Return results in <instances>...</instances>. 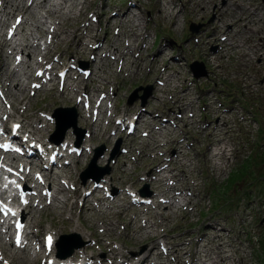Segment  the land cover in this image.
<instances>
[{"label": "rangeland", "instance_id": "rangeland-1", "mask_svg": "<svg viewBox=\"0 0 264 264\" xmlns=\"http://www.w3.org/2000/svg\"><path fill=\"white\" fill-rule=\"evenodd\" d=\"M157 1L160 0H87L86 4H88L86 10H88V17L92 14V18L90 17L91 21L92 19L96 21L97 15L100 17V29L97 27V29H99V38L104 39L105 36L109 37L110 40L108 39V41L110 44L112 43L113 45H117L121 51L129 52L130 46H126L127 43H129L133 48L132 52L135 54L128 56V60L120 72L118 71L119 69L117 66L120 67V64L123 63L120 61L114 62L112 59H109V57H105L106 59L98 57L102 60L99 61V59H97L96 61L99 62H94V68H97L98 70L96 69L97 76H93L94 83L91 85L99 90H103V88H105L106 92L109 95H112V100L109 103V113L113 111L114 105H116V111L119 112V115L126 118L133 116L138 110L143 109L150 112H146V116L150 115L153 117L156 113L169 115L174 108H179L178 104L175 106L173 105V102L170 100V95H177V92L181 91V88L187 85L191 89V100L195 109V111L193 110L195 113L194 118H190V113L185 114L180 111V113L177 112L178 114L175 113V115L183 114L179 127L172 128L164 133L157 128L152 131L150 127L147 128L146 125H144L145 128H142L141 132L138 133V136L135 138H128L127 140L122 139L119 135H116L111 139L107 138L110 137V131L115 129V124H112L108 127V130H106L108 133L104 136L107 137L101 139L98 133L88 137L89 128L86 126V123V125L84 124L85 120L83 122L79 118V110L75 107L74 101H70V99L63 101L64 98L62 97L64 96H61L58 89L54 90V92L47 90L40 91L38 93L39 95L36 94L34 96L30 95L28 89L24 91H16L17 97L21 96L22 98L25 96V100L19 105V110H16V116L14 117L22 120L27 116H38V110H45L43 112L40 111L41 116L44 117V113L55 114L56 109L61 106H71V108L75 107L78 114L77 126L79 128V134L83 135L84 144H82V146L84 148H90L92 152L88 153V151L84 149V154L88 153V156H84V154H82L80 158H76L77 160H75L71 165V178L69 177V174H66L69 172H65L61 177L69 183L72 180L71 182L73 183L77 182L83 185V179L81 176L85 175L87 170L89 171L93 168L97 172L105 171L107 173L104 175L106 188L112 187L116 190L118 189V185L121 180H127L125 183L127 184V187L133 186V189L136 191L143 190L146 191V193H151L153 184L152 181H147V178L154 169V156L157 154L156 150L159 149L156 148V145L158 143H164V135L167 137L178 138L180 139V142L184 138L180 147L181 145L183 146L182 150L185 157L180 156V158L174 159L176 157L174 156L173 165L176 166L177 164L176 167L185 166V170L182 172L183 177L181 176V178H183V185L186 186L188 184L193 187V189L191 188V191L196 193L194 196L198 206L194 207L189 214L188 209L184 211L180 210L179 207L184 206V204H180V206H177L176 209L180 210L183 214L180 212L176 214V209H174V211H171L173 213L172 217H169L168 219H163L160 216L158 217L157 212H161L162 209L156 208L153 209V211H145V208H141L142 211L140 210V212L142 214H140L142 217L150 220L154 223V226H152L147 232H145L146 230L130 232L132 230L130 229L128 232L133 235V239L129 238L130 240L128 241L131 245L130 249L136 251V254H139L147 248H150L153 245L150 242L157 240L161 233L171 234L169 230L172 229V227H175L180 231L183 229H186L187 232L192 231V235L189 233L183 236L185 237L187 235H191L189 237L191 240L188 244L185 242L187 239H185V246L191 249V251H200L198 246L195 245L196 239L199 235L198 231L203 227H207L206 230L209 231V237L207 236L205 239L203 238L199 241V245L202 250L198 258H203L204 252L208 249H212V252L208 253H211L213 258H215L218 254L221 256H228L229 259L225 262L230 264L229 260H232V258L230 254H228L230 251L228 243H231L229 240H235L236 236H239L242 240V251L240 254L243 257V261L240 263L239 258L235 256L234 264H258L257 254L261 252V245L258 244V239H264V205L260 202L261 198L264 197V194H262V196L255 194V189L257 188L256 184H264V55L261 57L259 52L256 53L255 51L254 53H251L252 50L250 48L255 44H259L261 42L260 40L264 43V0H238L243 3V6H238V8L241 7L242 10H239L237 7L235 8V5L234 7H231V4H234V0H161V7L157 6ZM172 1L175 3L177 1V5L172 4ZM81 2L82 0H76L77 4L74 3L70 6L68 5L69 2L66 0L64 10H62L61 5L54 8L57 9L58 12L62 11L63 13H66L69 12V10H76L77 8L80 9ZM105 2H107L105 5L107 8H104L103 11L106 12V15H100L103 12L102 5ZM137 2H140V5L138 4L133 10L137 13V15H139V17H136L134 22L131 23L129 21L131 18L128 17L125 19L126 25L119 27L120 19L115 16L112 18L113 23L111 24L113 25L107 26V21L110 15H115V12L119 9H126L128 7L133 8V6H135L133 4H136ZM201 2L204 4H201ZM131 4L133 6H130ZM205 4L206 8L203 9V5ZM163 6H166L165 12L161 11ZM248 8H251L252 10L249 11ZM36 9L35 12L38 15H36L37 17L34 19L28 20V23L25 25L26 29L27 27H32L33 21L38 22L39 19L46 14V10L43 8ZM11 10L12 8L10 7V11ZM217 12H219V14L221 13L216 22L217 26H215V28L214 25L207 26L213 21H216L215 13L217 14ZM176 14L178 16L173 18ZM14 16H17V14H13V17ZM6 17L7 16H1L3 19H6ZM247 17L248 19L244 20ZM9 19L8 20L11 21L12 17H9ZM58 20L60 19H55V21ZM255 20L259 21V25H257L258 21ZM63 21L64 20H62V22ZM192 22L195 24L202 23L198 32H191L189 30V26ZM69 23L66 27L70 29V27L73 26L72 20H70ZM134 24L140 26L141 29H139L141 31L139 30V34L142 33V35H145V39H142V36L139 38L135 36L133 33L135 31L131 30V27H133ZM94 25L96 26V23H94ZM251 27L253 29H251ZM108 28L111 32L110 30L108 31ZM61 29L63 30V25L61 26ZM250 29L252 31H250ZM254 29L257 30V33H255L256 30L253 31ZM37 31L39 30L37 29ZM106 31H108V35ZM225 31L227 32L226 36L228 37V40L230 39L231 45L228 43V49H223V53L221 52L218 54L217 43L213 40L214 37L212 34L214 32L223 34ZM57 41L61 42L60 39ZM60 46L61 44L58 45V49H60ZM63 48H68L65 43H63L61 49ZM242 50H244V55ZM98 52L100 53V51ZM262 52H264V50H262ZM246 53L248 54V57L246 56ZM157 55L160 57L158 61H156L157 63L154 62L153 65V58L157 57ZM69 56H71L70 49L67 50L66 58ZM72 56L78 58L84 57L81 58V60L84 61L89 60L87 55L76 56L72 54ZM138 56L145 59V61L140 60L142 67L144 62V67L141 71H135V64H133V66L131 64ZM174 58H178L179 65L175 60H171ZM66 60L69 61L68 59ZM15 61L16 58H14L13 54L12 63L16 66ZM194 61H202L204 63L194 65L196 66V69L194 70L191 67V63ZM151 65L153 67L152 70L149 71V66ZM168 65H171L170 68L175 69V71L165 70ZM205 70L209 71V73L207 72V75H203L200 78H196L193 74V71H200L203 73ZM21 76L22 75L19 76L20 79L23 78ZM105 79L111 81L112 84L107 86V81ZM15 82L14 84H16ZM213 85H215V87H212ZM139 86L142 88L137 92L136 97L133 98V91ZM145 95H147V100L146 103L142 105V96ZM189 98L190 96L186 100H183L186 101L185 106H188L190 101ZM131 99H133V101L130 103L129 101ZM26 109L27 112H25ZM83 109L85 111L89 110L85 108ZM69 113L72 114V111H69ZM150 116L148 118H150ZM109 117L110 115L106 113V111L103 115L99 116L102 125V129L100 130L101 132H99L102 136L107 127V123H109ZM185 118L190 122V126L188 128H186L182 122L185 121ZM192 120H195L196 123H191ZM209 122L212 126H214L216 122H219L220 124L221 122L227 123L224 130L227 132L224 135L225 139L223 140L226 142L227 148L224 154L219 153L216 156L213 153L215 147L221 145L216 143L215 136L210 134V130H207ZM98 126L99 125L95 126L96 130ZM47 127L49 128L48 134L52 135L56 127L52 124H48ZM149 130H151V132ZM143 132H149L150 134L142 136L141 133ZM76 133V130L70 128L66 132L64 139L67 138L69 140L74 138V136L76 137L78 135ZM155 139L158 141H154ZM119 141L120 144L117 149ZM146 144L149 145L147 146L149 151L156 148L150 155L148 152H145L148 159L142 157V154L140 153L141 148L146 146ZM172 146V144H167L166 146L163 144L159 150L161 151L162 149L170 152L172 150ZM127 150L128 153H126ZM114 152L115 157L112 159V153ZM95 154H98V157L94 161L95 158L93 157ZM63 169L64 167L61 171L68 168ZM172 173L167 172L165 174H169L170 176ZM111 176H114L115 180L111 179ZM88 178L89 177H87L84 181L85 184L88 182ZM176 182L180 187L183 186L182 184H179L180 181H178V179ZM228 182L229 185L226 187L225 185ZM251 186H254V190ZM89 187H87L83 193L88 190ZM80 196L82 197V192ZM125 196H127V199L129 198V194L123 193L122 200ZM177 196L178 198L181 197L187 200L186 196ZM218 196H220V200ZM59 198L65 200V197L62 195H60ZM73 200L74 198H71L70 202ZM230 201L231 203H229ZM62 202L63 201L57 202L56 206L52 204L50 208L47 207L38 211L37 221L40 222L41 226L34 228V231L37 230V232L41 235H43V233L48 229L60 231V233L62 232L64 226L61 221L65 217L69 216L68 208V211L66 210L62 216L58 213L60 207L63 206ZM224 202H227L228 204H223ZM105 207L107 208V205H104V208ZM118 209L119 208L110 209L107 213L110 215L111 213L118 211ZM129 211L130 216L126 218H122L120 216L118 219V224H123L124 231L120 233L121 227L115 224L117 228L119 227L118 231L116 233H107L103 240L102 244L109 243L107 248L97 242L92 236L95 242L89 243L92 245V248L88 249V252L91 251L95 254L96 244L99 243L102 250L110 253L111 259L114 260L115 257L110 252V249L118 248L112 246L111 240L107 241L106 239L109 237H118V235L123 238L128 237L130 233H125L126 230L124 226H126L127 219L133 215L132 213H137V211L134 210ZM73 212L75 214V222L77 223L79 214L76 210H73ZM151 214L155 215L150 217ZM88 215L96 219L93 221V223L97 224L96 230L103 227L101 221L103 218H99L102 217V214L95 210L94 212L87 214L86 217H88ZM184 215H187V219ZM51 221H54L58 226L56 228H51ZM208 222H214L217 229L213 225L206 226ZM135 225L136 224H133L131 227L135 229ZM221 227L226 228V231H224L225 233L222 232V230H218ZM67 231L73 233L71 229H68ZM82 231L85 233L84 230ZM220 231L224 234L223 241H225L224 245L222 244L225 249H222V251L220 247L217 248L219 242L215 243L211 240L212 236ZM150 232L159 233L155 240L153 238H145V236ZM79 235L80 238H84L81 234ZM165 235L168 237L167 234ZM166 236L164 237L167 238ZM228 236L229 240H227ZM171 237H176V235H171ZM183 237L181 238V236H179L174 239L169 238V243H174V245H172L174 253L176 252V249H178L179 252H183L184 260L187 262L184 264H190L192 261L187 258V255L190 254L186 253L189 251L186 249L187 247L174 248L177 243L183 239ZM239 237H237V239H239ZM84 239L88 240V236ZM236 242L238 241H234V243ZM149 244V247L143 251L141 250ZM234 247L238 246L234 244ZM156 248V251L159 252L158 246ZM123 250L125 252L129 251L127 247H124ZM157 252L153 250V254ZM174 253L171 254V258L172 256H175ZM39 257L40 256H38V258ZM119 257L122 258L121 255H118L115 260ZM171 258L169 257L170 261ZM200 259L196 260L198 264H213L211 261L201 262ZM162 260L165 264H170L167 258L163 257ZM101 261L108 264L105 260ZM171 262H177V264L183 263L181 259ZM15 263L20 264L17 261ZM260 264L262 263L260 262Z\"/></svg>", "mask_w": 264, "mask_h": 264}, {"label": "bare ground", "instance_id": "bare-ground-1", "mask_svg": "<svg viewBox=\"0 0 264 264\" xmlns=\"http://www.w3.org/2000/svg\"><path fill=\"white\" fill-rule=\"evenodd\" d=\"M25 1L26 0H20L18 3H13V0H0V5L3 6V7H0V11H2V9H4V8L6 9V7H11L12 10L11 11H7V13H6L7 17H9L8 15L11 12H13V14L21 15V20H20L19 24L22 25V22H23V24H25L28 21V19L30 20V18H34L36 16V12H35V9L36 8H43L44 10H46L47 17H50L52 19L53 25L56 26V30L54 32L55 38L57 40L60 39L61 43H66L67 44V47L70 49L71 55L72 54L73 55H76V56H84V55H87V57L89 58V61L90 62H94L95 61V58H96V56H98V54L107 56V54H108V52L110 50V47H113L112 43L110 44L109 41H106V42L104 40L101 41L98 38V30L96 28L91 27V24L88 22V20H87V12H88V10H87V12L84 11L86 0L83 1V3L81 4V8L78 9V11L76 13H73V12H70V11L69 12H66V13H63L62 11H59L58 12V10L54 8L56 4L53 2V0H33V2H32L31 5L30 4H26ZM157 2H158L157 5L159 7H161V2L160 1H157ZM65 3H66V0H62L60 2L61 6H62V10H64ZM176 3H177V1H176ZM176 3L174 1H172V4L177 5ZM201 4H204V3L201 2ZM206 4L203 5V9L206 8ZM234 5H235V8L236 7L238 8V6H240V5L243 6V3L241 1L234 0V4H231V7H234ZM217 7H220V6H217ZM238 9L239 10H242L241 7L238 8ZM248 9H249V11L252 10L251 8H248ZM165 10H166V6L165 7L163 6L161 8V11H164L165 12ZM246 10H247V8H246ZM103 14H104V12H102L100 15H103ZM249 15H248V17H249ZM70 16H72V17L79 16V18L77 20V23L75 24V26L73 28H71V29H69L67 31H63L61 29V26L70 18ZM115 16L119 17V19H120V25L119 26H125L126 25L125 24V21H124V18L125 17H127V18L130 17L131 19L129 21L131 23L135 21L134 19L136 17H139V15H137L134 12V10H133L132 7H128L126 11H125V9L124 10H120L115 15H112L109 18V20H108V23L109 24L113 23L112 22L113 21L112 18L115 17ZM177 16L178 15L176 14V15L173 16V18H176ZM248 17L245 18L244 20H247ZM22 18H24V20ZM55 19H60V20H58V22H57V21H55ZM238 19H240V18H238ZM62 20H64V21L62 22ZM0 21H1V19H0ZM255 21H258V20H255ZM259 21H260V18H259ZM259 21H258V24L257 25H259ZM47 22H48V20H44V19H43L42 22H36V26H37V28L39 30V34L40 35H44L46 33V30H48V27H44V25L45 26L47 25ZM6 23H7V20H3V25H5ZM3 25L1 26V22H0V32L2 31L1 30V27H3ZM244 25H245V23H244ZM7 26L8 25H6L5 27H7ZM139 28H140V26L134 24V26L131 27V30H134L135 31L133 33L135 34V36L137 38H139V37L142 36V39H145V35H142V33L139 34V30L141 29V28L140 29ZM251 29H253V28L251 27ZM251 29H250V31H252ZM258 29H260V28H258ZM109 30L110 29L108 28V31ZM122 30H121V32H122ZM255 30L256 29H254L253 31H255ZM108 31H106L107 32V35H108ZM110 32H111V30H110ZM255 33H257V30H256ZM13 35H17V33H14V31H13ZM219 35L220 34L215 33L214 34V36H215L214 38L217 40ZM25 37L26 38H25V42L24 43H21V44L18 43L17 44V43H13L12 42L11 37H8L7 36V32H6V34L5 33H0V85H1L2 90H4L5 92H8L9 93V96L13 98V100L15 101V105L17 103L21 102L22 99L19 98V97H17V92L14 93V92L10 91V83L13 84L17 80V78H18V72H19L18 64H24V63L23 62L22 63H17V65L15 67H17L18 70L15 67L12 68L11 66H13V63H12L13 54H14V58H16L15 55H16L17 50H21V51L25 50V51H27V52L30 53L31 51H33L34 49H36L37 47H39V45H38V39H39V37L35 36L34 33L26 34ZM122 41H123V39H122ZM260 41L261 42L259 44L253 45L250 49L252 50L251 53L252 52L254 53V51L256 53L259 52V55L262 57L264 55V52H262V50H264V46H263L264 43H263L262 40H260ZM228 43L230 44V39L228 40V38H227V36L225 34L224 35V39L222 41H220V42H217V44H218V51H217V53L220 54L223 51V49H226ZM248 47H250V46H248ZM247 50H249V49H247ZM98 51H100V53ZM243 52H244V50H242V53ZM248 53H250V52H248ZM243 55H244V53H243ZM246 56L248 57V54ZM159 57L160 56L154 58L153 59V62H156L157 58H159ZM30 60L32 61L33 59L29 58V60H27L25 62V65L27 64L26 66H27V68H29L30 71H35V68H32V65L30 63ZM134 62L138 65V71L141 70L142 69V63L140 62V60H135ZM37 63H40V62H37ZM153 65H154V63H153ZM42 66H43V64L41 65V67ZM57 67L58 66H53V67H51V69L55 70ZM152 67H153L152 65L149 66V68H151L150 70H152ZM95 69H97V68H95ZM71 74L72 73H70V77H72ZM27 76H28V79H29V83H31V81H33L35 79H42V77L40 78V77H38V76H36L35 74H32V73L27 74ZM31 76H32V78H31ZM169 79H170V77H169ZM18 81H20V80H18ZM84 81H85V78H83L82 76H80V74H78L77 77H76V87L77 88H80V85ZM15 85H16V88H17L18 91H24L26 89L22 85V83L20 84L19 82H17ZM57 87L58 86L56 84H54L53 89H56ZM70 87L71 86L68 87V90H69V92H72V90H71ZM73 91H74V94H73V96H72L71 99L72 100L74 99L75 101H77V104L80 106V108L82 110L84 108V106H83L84 103H83V101L81 99H77V97L81 94V92H79L78 90H75V89H73ZM38 92L39 91L37 90L34 93L37 94ZM61 92L64 95H68V94H65L63 90ZM177 95H179V96H177ZM177 95L176 94L170 95L171 96L170 97V100L172 102H174V103H177L179 105V108L180 107H183L184 108V105H185L186 102H184L182 100L184 98H186V97L187 98L189 96L191 97V89H190V87L187 86V85L186 86H183L181 88V91L177 92ZM62 98H67V96H64ZM5 99H7V97L5 95H3V96L0 95V100L1 101H4ZM191 103H192V101H190V104ZM83 111L88 116L86 119H84L85 120V123L87 124V126H90L91 127L93 123H91L90 121L92 120L93 116L91 115L90 110H86L85 111L83 109ZM145 114H146V112L141 113V111H139L138 114H137L138 116H137L136 121H142V120L143 121H150V120H152L154 118L149 124L156 125L162 119L159 116V114H155L152 119L146 118L147 116ZM81 117H84V114H81ZM5 123H6V126H7V123L8 122H5ZM146 123H148V122H146ZM226 124H227L226 122H223L222 124H220L219 122H216L214 126H212L210 124L208 126V129H207V130H210V134H213L215 136L216 141H219L220 140L219 141V144L221 145L220 146V151H218L217 154H219V153L220 154L221 153L223 154V152H225V149H226V142L223 141L224 140V135L226 133L224 131L225 128H226ZM107 133H108V131L105 130L103 132V136L101 138L107 137V136H104ZM100 135H101V133H100ZM110 137H107V138L108 139H111ZM161 142H163V141H161ZM168 143L169 144H172L175 147L176 150H179L180 149V139H178V138L170 139V141ZM160 147H161V143H158L156 145V148L157 149L158 148L160 149ZM156 148H153V150L156 149ZM159 149L156 150L157 151V154H156V156H154V162H155V165H156V171L159 172V176L156 179L153 176H151L149 178V181H152V184L154 185L155 189L158 190V191H161L162 194L164 195V197L161 198L160 197V194H156L155 195V201H153L152 204L148 208L149 209H154V208H160V209H162L161 212H160V214L165 219H168L169 217H171V214L169 213V211L166 212L165 209H168L170 211H174V209H176V207L178 206V204H176V201L178 202V196L177 195H181L183 197L184 196L187 197V201L185 202L184 206L179 207L181 211H184V210H187L188 209L187 204L193 202V198L191 196V194L193 195V192H191V187H190L191 185H187L185 188L180 187L178 185V183L176 182V180L178 179V181H180L179 175L173 174L170 178L164 177L163 172L166 171V170H164L165 169L164 161L165 160H171L174 156H176L174 159H178V158H180V154H173L170 158H167V157L164 156V153H162V150L160 151ZM158 155H160V156H158ZM181 160H182V158H181ZM34 161H35V159L31 160V162H30V168L34 164ZM180 163H179V165H180ZM38 166L40 168L39 171L41 172V174H43V177L45 178L44 183L47 182V180H50L54 176L52 174V172H50L49 170H47L46 167H44L42 165L41 166L38 165ZM176 166H177V164H176ZM33 168H35V167H33ZM66 168L69 169V167L65 166L64 169H66ZM172 170H183L182 172H184L185 166H182V167H175V166H173V167H171V171ZM66 172H69V174L71 173L70 170H67ZM28 175L34 177V175L32 173H30V172L28 173ZM57 177H59V176H57ZM69 177H70V175H69ZM34 178L36 179V177H34ZM47 187H48V189H50V185L47 186ZM66 190L67 189L65 187L59 188L56 191V193L54 194L53 200H58V193H61L62 191H66ZM81 192L82 191H81V187L80 186L76 187L75 190H74V194L76 196H80ZM101 192H102V190L100 188L95 187V188L92 189L91 194H95V193H98L99 194ZM41 199H45L46 200V198H43V197ZM126 199H127V196H125L123 198V200H126ZM98 200H102L104 202L105 201V198H103L101 196V197H98ZM68 201H69V195H67L66 198H65V200L62 202L63 203V206L61 205L62 208L60 207L61 208L59 210V213L60 214L64 213L67 210V208L69 210V202ZM108 201H109V204H110V205L107 206L109 210L112 209V208H114V207H119L120 208L119 211H118L119 217L121 216L122 218L123 217L126 218V217L130 216V213H129L130 211L124 208V204L117 203V199L116 200H114V199L113 200H108ZM29 205H32V203L29 204ZM29 205H27V206L24 207L23 213H22V217H25L26 216V211H27V213H30L32 211L31 208L29 207ZM96 207H97V204L91 202V200L89 198V195L85 194L83 196L81 202H78V200H76L71 205L70 210L72 212L73 209H79L81 211V214H80L81 224H83L86 229H90L86 224H84V223H86V219L85 218H86L87 214H90L92 211L94 212V210H96ZM105 209H106V207H105ZM140 210L142 211V209H140ZM140 210H138L137 213H135V215L137 216V218L134 219V217L131 215V217L129 219H127L126 226H124V228H125V230L127 232L130 231V229H133L131 227L133 225V223L136 224V230H137V232L138 231H142V230H147L149 227L154 226V223H152L150 220L149 221H143L142 220V218H141V214L142 213L140 212ZM111 211H113V210H111ZM145 214H146V212H145ZM153 215H155V214H153ZM153 215L151 214L150 217H152ZM184 216L187 217V215H184ZM158 217H159V215H158ZM99 218L102 219V217H99ZM34 220H35L34 217H32L31 223H36ZM65 221L67 222L68 226H71V228H72L73 231H76V232H79L81 234H84V232L82 231V228L80 227V225H75L74 224V219L72 217H69ZM110 225H111V227L105 228L104 230H96L94 227H92L93 229H92L91 235L93 236V238L97 242H99V243L102 244L106 233L109 234V232L114 231V230L117 229V226L115 224L110 223ZM157 226H158V224H157ZM206 228L207 227H203L200 230L199 241L202 240L203 238L205 239L208 236L209 231H207ZM158 234H159L158 232H156L154 234H148L147 238H153L155 240V238H157ZM184 235L185 234H181L180 235L181 238ZM223 235L224 234H222V232L220 231L217 234L213 235L212 238H211V240L213 242H215V243H218L219 242L217 248L220 247L221 248V251H222V249H225V247H223L224 242H225V241H223L224 240ZM10 239H11V237H10ZM27 241H28L27 243H25L22 247H19L18 249L15 248V245H14L13 242L11 243L12 248H8V247H6L4 245V243H3V237H2V235L0 233V246H1L2 250H3V256H2V258L0 260L1 261L7 260L8 261V264H16L15 263L16 261L18 263H21L22 261H26L28 263H32L34 261V259L36 258V257L32 258V255H33V253H36L37 254V251L34 250L32 253H30V248H32V243L30 241V235H28V234H27ZM158 243L159 242L157 240H155L153 242V245L150 248H147L145 251H143V252H141L139 254H136V255H130V254H127V253H122L121 250H118V249H115V248L110 249V252L114 255L115 258L118 255H121L122 256V260L119 263H117V264H130L133 261H137V264H153V263L160 264V263H163V262H157L156 261V259L160 257V254H158V253H154L153 254V250L158 246ZM107 244H102V245L105 248H107V246H109V243H107ZM228 245L234 247V244L233 243H228ZM90 248H92V245L88 244L85 247H83V249H80L79 251H81V252L78 253V257H80V258H88V259L93 258L94 259L95 258V254L92 253V256H91L89 254V252H88V249H90ZM198 248H199L200 251L202 250L200 248V245H198ZM227 250H229V249H227ZM176 252H179V250L176 249ZM173 253L174 252L172 250V246H170L168 248V250L165 251V256L166 257H170L171 254H173ZM186 253H189V251H187ZM200 254H201V252H200ZM38 256H43V255H40V253H39ZM44 256H47V255H44ZM216 257L213 258L212 255H211V253L209 254L207 251H205L204 254H203V258L200 259V258L197 257V260L200 259L201 262L211 261L213 264H228V263L225 262V261H227V259H229L228 256H221V255L218 254ZM115 258H114V260H115ZM15 259H16V261H15ZM180 259L183 261L182 264L187 263L184 260L183 252H179V253H177V255L172 256L171 261H177V260H180ZM98 263L99 264H106L103 261H98ZM46 264H48V263L46 262ZM190 264H198V262L195 261V263L194 262H191Z\"/></svg>", "mask_w": 264, "mask_h": 264}, {"label": "trees", "instance_id": "trees-1", "mask_svg": "<svg viewBox=\"0 0 264 264\" xmlns=\"http://www.w3.org/2000/svg\"><path fill=\"white\" fill-rule=\"evenodd\" d=\"M261 253L262 254H258V258H259V260H260V262L262 263V264H264V241H263V243H262V250H261Z\"/></svg>", "mask_w": 264, "mask_h": 264}]
</instances>
